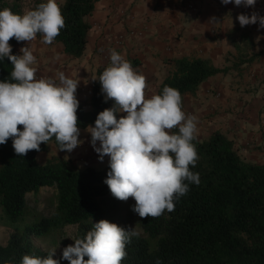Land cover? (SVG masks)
Masks as SVG:
<instances>
[{
	"label": "trees",
	"instance_id": "trees-1",
	"mask_svg": "<svg viewBox=\"0 0 264 264\" xmlns=\"http://www.w3.org/2000/svg\"><path fill=\"white\" fill-rule=\"evenodd\" d=\"M95 1L60 2L65 27L54 41L62 43L70 57L78 58L85 51L90 26L85 16L93 11ZM41 2L44 0H0V9L23 13L26 3L29 10ZM9 43L12 53L20 54L14 37ZM262 52L264 49L252 56ZM252 56L246 60H252ZM167 62L172 68L155 94L162 93L167 85L178 89L182 100L209 77L235 66L218 67L208 58L188 56ZM242 62L239 60L238 64ZM105 68L97 69L88 103L79 104V128L95 126L99 112L114 105L113 99L105 101L98 80ZM12 69L10 60H0V80H10ZM49 142L59 148L53 137L46 144L41 143L40 151L47 150ZM193 142L198 160L190 169L199 173L200 183H189L187 194L174 201L173 211L142 218L132 210L136 203L133 197L120 200L104 183L110 167L79 169L69 158L59 155H51L41 164L36 160L40 151L29 150L25 156H19L9 138L0 144V223L13 232L4 244L0 243V264H21L26 254L47 256L49 252L36 246L33 238L44 239L68 224L77 225L74 239L84 238L93 224L102 219L125 229L134 223L141 231L126 244L127 255L122 264H157L158 260L160 264H264V162L242 159L233 141L220 131L207 138L197 137ZM42 187L53 189L55 205L51 215L42 214L27 202V195ZM74 239H62L63 249L73 245ZM62 253L63 250L53 259L70 264L62 259Z\"/></svg>",
	"mask_w": 264,
	"mask_h": 264
},
{
	"label": "clouds",
	"instance_id": "clouds-1",
	"mask_svg": "<svg viewBox=\"0 0 264 264\" xmlns=\"http://www.w3.org/2000/svg\"><path fill=\"white\" fill-rule=\"evenodd\" d=\"M221 2L227 5L233 0ZM256 2L234 0L236 6L244 7ZM237 19L241 26L258 23L264 28V16L255 11L241 13ZM64 27L60 0H44L23 13L0 9V60L7 58L13 65L11 79L0 80V144L12 138L19 156L40 151L41 143L53 137L59 150L68 152L83 143L77 116L80 81L64 72L58 73L59 82L38 77L33 51L24 46L20 54H13L9 43L13 37L17 42H29L41 34L42 42L51 44ZM110 52L111 63L98 80L105 101L113 99L114 105L99 112L95 126H88L90 142L101 161L105 155L109 157L110 171L104 183L112 195L123 201L133 197L132 210L139 217H158L165 210H174V201L187 194L189 183H200L199 173L190 169L198 160L193 142L199 132L198 118L183 110L182 95L176 88L166 85L162 93L147 96L145 75L115 49ZM117 113L126 115L117 118ZM174 128L178 132H172ZM138 235L135 228L125 229L102 219L84 238H75L73 245L65 247L62 259L70 264H122L126 244ZM55 251L43 257L26 254L21 264H60V259H53Z\"/></svg>",
	"mask_w": 264,
	"mask_h": 264
},
{
	"label": "crops",
	"instance_id": "crops-1",
	"mask_svg": "<svg viewBox=\"0 0 264 264\" xmlns=\"http://www.w3.org/2000/svg\"><path fill=\"white\" fill-rule=\"evenodd\" d=\"M254 11L264 16V0L248 7L236 6L234 0L227 5L221 0H96L93 11L85 16L90 26L82 56H68L60 42L43 43L41 34L18 42L16 49L20 53L21 47L28 46L33 51L38 77L59 82L58 73L64 72L80 81L76 93L80 104L90 99L97 69L111 63V49L145 75L155 92L172 68L167 62L171 58L201 57L218 67L235 65L209 77L194 93H186L183 110L198 118V138L220 131L233 141L242 159L263 163L264 52L252 55L264 49V28L258 23L241 26L237 19ZM251 56L252 60H246ZM239 60L244 62L238 64ZM83 129L79 137L83 143L72 151H95L87 146L90 142ZM45 151L67 150L49 142ZM66 158L79 169L87 166Z\"/></svg>",
	"mask_w": 264,
	"mask_h": 264
},
{
	"label": "rangeland",
	"instance_id": "rangeland-1",
	"mask_svg": "<svg viewBox=\"0 0 264 264\" xmlns=\"http://www.w3.org/2000/svg\"><path fill=\"white\" fill-rule=\"evenodd\" d=\"M29 4L26 3L24 5V11L28 10ZM155 94V86L151 85L146 89V95L151 96ZM119 116L126 115V113H118ZM83 128H80V130ZM87 129V128H86ZM83 135L86 134L85 129H83ZM85 139L87 142L91 141V134L85 135ZM87 146H92L91 142L87 144ZM97 146H99V141L97 142ZM51 155H59V156H70L75 161H79L80 165L87 166H107L109 167V157L107 155L104 156L103 161L99 159V154L96 151H40L36 155V160L38 163L41 161H45ZM42 157V158H41ZM48 157V158H46ZM64 157V158H66ZM46 158V159H45ZM72 162V161H71ZM53 189L50 187H42L36 193H30L27 195V202L30 206L36 207L38 211H40L44 215H51L54 211V199H53ZM130 228H135L136 232H141L140 229L134 224L130 223ZM77 225L76 224H68L61 228H57L52 231L48 236L44 239H36L33 238V243L43 249L44 251L50 252L52 249H56L53 257L60 254L63 250L62 239L67 238L69 241H72L75 237ZM13 232V229L9 226L3 225L0 223V243L4 244L9 238L10 234Z\"/></svg>",
	"mask_w": 264,
	"mask_h": 264
}]
</instances>
